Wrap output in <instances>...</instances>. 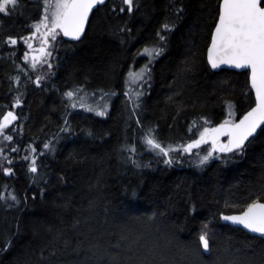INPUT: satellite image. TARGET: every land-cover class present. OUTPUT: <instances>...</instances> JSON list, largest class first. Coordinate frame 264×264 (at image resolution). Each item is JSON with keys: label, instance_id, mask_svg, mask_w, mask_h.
<instances>
[{"label": "trees", "instance_id": "obj_1", "mask_svg": "<svg viewBox=\"0 0 264 264\" xmlns=\"http://www.w3.org/2000/svg\"><path fill=\"white\" fill-rule=\"evenodd\" d=\"M41 2L20 0L10 15L0 14V120L7 111L18 117L5 130L13 140L0 141V192L14 190L20 200L15 206L0 201V249L15 233L0 251V264H250L264 240L220 224L219 215L240 213L258 197L264 202V125L244 154H218L202 167L177 154L167 165L141 140L152 128L165 146H178L197 138L199 126L235 121L253 107L246 72H213L206 61L219 0H135L139 8L132 14L109 11L121 0H107L92 12L80 40L58 36L50 43L53 68L38 87L42 69L24 63L23 42L4 41L29 35ZM176 7L183 9L179 19ZM125 21L131 31H118ZM173 21L167 42L155 45L156 33ZM154 45L163 52L149 67L130 118L124 76L148 64L141 52ZM76 86L117 95L104 116L68 115L63 93ZM17 97L21 104L13 107ZM193 121L197 128L189 131ZM46 142L51 150L42 147ZM133 144L136 153L123 147ZM29 146L37 148L34 179L22 159ZM5 157L14 170L8 178ZM204 225L210 252L199 245Z\"/></svg>", "mask_w": 264, "mask_h": 264}, {"label": "snow or ice", "instance_id": "obj_2", "mask_svg": "<svg viewBox=\"0 0 264 264\" xmlns=\"http://www.w3.org/2000/svg\"><path fill=\"white\" fill-rule=\"evenodd\" d=\"M106 0H42L38 5L42 9L37 19L31 25H28L29 35L13 37L8 36L4 41L7 45L15 46L18 40L26 45L27 50L23 53L22 59L26 65L32 70L37 68V65H47L49 69L53 65L49 62V57L52 53L48 50L50 43L57 40L58 36L69 37L72 40L78 41L82 33L85 31V24L89 19L90 13L94 9L99 10V7H106ZM18 7H20V0H0V14L10 15ZM139 8V4L135 0H121L120 5H112L109 8L111 12L132 14L134 10ZM183 9L176 7L177 19ZM175 22H165L162 29L156 33L158 40L155 45H160L161 42H167V33L175 28ZM34 29V30H33ZM118 31H131L127 28V21L124 22L123 28H118ZM211 42L207 49V61L212 69H219L221 65H229L236 69L249 70L250 87L255 92V107L248 111L238 122L224 120L216 127L199 126L197 122L193 121L190 125L189 131L197 128V138L190 139L186 143L179 144L176 148L171 145L165 146L154 133L152 128L147 129L141 137L143 145L146 150L156 153L159 156L165 157L163 162L171 165L177 155L192 154L194 149H199L201 145L210 144L211 147L206 150L203 156L196 154V166L202 167L214 156V154H232L236 156L244 154L246 150V142L250 141L257 132V129L264 125V0H219L213 17V26L210 32ZM33 40H38L40 47L35 49L33 47ZM153 46L152 48L145 47L143 53L148 57L154 59L163 52V47ZM35 53H38L35 54ZM31 55V59H30ZM151 64L149 59L148 64L145 65L139 72L129 70L125 84L128 86L137 85L139 82L145 80V77L150 78ZM19 67V66H18ZM185 70L190 71L191 66L186 65ZM52 75H55L53 72ZM44 76L38 75L35 83L41 84ZM15 79H19L16 77ZM30 79V77H29ZM82 91L80 86L68 90L63 93L70 101L72 108L77 107L75 97ZM106 96H115L116 92L111 91L105 94ZM126 97L123 103L129 111V117L136 114V110L140 107V98L144 95L136 87H129L123 92ZM21 100L17 97L13 107L19 106ZM130 105V107H128ZM230 106V105H229ZM79 107L85 108L83 102L79 103ZM108 107L105 104L102 108L97 110L91 106L86 108L87 111H96L97 115H106L105 109ZM231 116V112H229ZM17 114L13 111H7L0 120V136H3L5 141H12L13 136L5 134V130L11 131L10 126L17 121ZM204 125H208L209 120L201 117ZM67 123V121H66ZM137 124H141L139 119ZM202 128V130H200ZM66 131V128H62ZM91 134V133H89ZM226 137V140H221V137ZM30 147V154L24 156L22 159L28 161L27 172L33 174L30 179L35 178L38 173L37 162V148ZM126 151L136 153L137 148L133 145H124ZM44 149H50V145L45 143ZM19 149H13L18 151ZM0 149V153H2ZM9 166L3 167L2 171L5 175H13L14 170L12 161L5 157ZM131 163L136 167H141L135 159L128 157ZM7 189V185H5ZM264 192V187H262ZM134 194V193H133ZM10 200L15 206L19 204L15 191L0 192V201L7 202ZM221 219L229 221L234 225L242 226L250 233L259 234L260 238H264V202L261 198L252 199L243 211L236 215H224L221 213ZM15 233L8 237L5 241L4 247L0 251H7L11 246V240ZM199 245L203 252L211 251V243L208 232V225H204L198 237ZM199 255V249L197 250ZM250 264H264V249H261L259 254H255V259Z\"/></svg>", "mask_w": 264, "mask_h": 264}, {"label": "rangeland", "instance_id": "obj_3", "mask_svg": "<svg viewBox=\"0 0 264 264\" xmlns=\"http://www.w3.org/2000/svg\"><path fill=\"white\" fill-rule=\"evenodd\" d=\"M33 30H34V29H33ZM32 43H33V47H34L35 49H39L40 44H39V41H38V40H33ZM26 50H27V48H26V45H25V51H26ZM35 54L38 55V53H35ZM141 55H142L143 57L147 58L148 61H149V59H151V64L148 65L149 67L152 65V63H153V62L155 61V59H156V58L152 59V58L148 57L146 54L143 53V51L141 52ZM30 59H31V55H30ZM23 61H24V60H23ZM148 61H147V63H148ZM49 62L53 65V61H52V59H49ZM24 63H25V61H24ZM144 67H145V65L140 64L138 67H133V66H132V67H130V68L127 70V72H126V74H125V76H124V77H125V78H124V90H125V91L128 90L129 87H136V88H138V89L141 91V88L143 87V84H144L145 80L142 81V82H139L137 85H132V86H128V85H126V84H125V80L127 79V74H128V72H129L130 69L139 72V71H140L142 68H144ZM29 68H30V67H29ZM37 68H38V69H42V71H41L40 74H41V76H44V77H45L43 81H46V80H47V76H48L47 74L50 73V69L47 67V65H40V64L37 65ZM146 77H147V76H146ZM146 77H145V79H146ZM35 84H36V83H35ZM40 86H41V84L38 85V87H40ZM109 98H110V96H106L105 94L81 91V92L78 94V96L74 98V100L77 102V107H76V108H72V107L70 106V101H69L68 98L66 97V101H65L66 104L64 103V108H65V110L68 111V112H67L68 115H69V114H72V113H76V112H83V113H86V114H92V115H95V116H99V115H97L96 111H91V112H89V111L86 110V108H87L88 106H91V107L96 108L97 110H99V109L102 108L105 104H107L108 107L105 109V111H106V113H107L108 110H109ZM80 102H83V103L85 104V108H81V107H79V103H80ZM228 120H229V121H233V119H228ZM5 134H6V133H5ZM1 137H3V136H0V141L3 140ZM46 143L50 145V142H46ZM43 145H44V144H43ZM43 145H42V147H43ZM172 147H173V148H176L177 146H172ZM210 147H211L210 145H207L205 150H202V147H201V148H199V149L193 150V153H192V154H183V155H179V157H185V158L187 157L186 161L189 162V163H191L192 165H195V166H196V154L198 153L199 156H203V155L206 153V150L209 149ZM45 150H48V149H45ZM153 153H154V152H153ZM154 154H156V153H154ZM174 154H176V153H174ZM156 155H157V154H156ZM158 156H159V155H158ZM164 158H165V157H164ZM216 158H218V154H214V156H213L212 158H210L209 161H212V160H214V159H216ZM209 161H208V162H209ZM208 162H207V163H208ZM196 167H197V166H196ZM4 177H5V178H8L9 175L6 176V175L4 174Z\"/></svg>", "mask_w": 264, "mask_h": 264}, {"label": "water", "instance_id": "obj_4", "mask_svg": "<svg viewBox=\"0 0 264 264\" xmlns=\"http://www.w3.org/2000/svg\"><path fill=\"white\" fill-rule=\"evenodd\" d=\"M107 1V0H106ZM95 10V9H94ZM93 10V11H94ZM92 13H90V15H91ZM90 15H89V17H90ZM89 20V19H88ZM87 23H88V21L86 22V24H85V29H86V26H87ZM85 32V31H84ZM84 32L82 33V35H81V37L83 36V34H84ZM61 38L63 39V40H66V41H75V40H72L71 38H69V37H63V36H61ZM210 42H211V37H210V41H209V44H208V46L210 45ZM207 49H208V47H207ZM207 49H206V61H207ZM207 64H208V66H209V68L213 71V72H218V71H220V70H229V71H234V72H246L247 73V75H248V87H249V90H250V92H251V94H252V96H253V99H254V105H253V107L252 108H254L256 105H255V92H254V90H252L251 89V87H250V79H249V70H247V69H236V68H234V67H232V66H229V65H221V67L219 68V69H212L211 68V66H210V64L208 63V61H207ZM251 108V109H252ZM251 109H249L248 111H250ZM247 111V112H248ZM246 112V113H247ZM245 113V114H246ZM244 114V115H245ZM243 115V116H244ZM243 116H241L240 118H238L237 120H236V122H238ZM263 125H261V127H262ZM260 127V128H261ZM260 128H258L257 129V132L259 131V129ZM256 132V133H257ZM256 133L254 134V136L256 135ZM253 136V137H254ZM252 137H250V139H251ZM223 139H227L226 137H221V140H223ZM205 145H208V144H205ZM205 145H201V147L202 146H205ZM194 150H196V149H194ZM230 154V153H229ZM221 155H227V154H221ZM7 176V175H6ZM236 214H239V213H236ZM236 214H228V215H236ZM220 216L221 215H219V222H220V224H222V225H226V226H229V227H231V228H236V229H239V230H241L242 232H244L245 234H247V235H249V236H251V237H255V238H258V239H261V240H264V238H260L259 237V234H255V233H250V232H248L246 229H243V227L242 226H238V225H234V224H232L231 222H229V221H224L223 219H221L220 218Z\"/></svg>", "mask_w": 264, "mask_h": 264}, {"label": "bare ground", "instance_id": "obj_5", "mask_svg": "<svg viewBox=\"0 0 264 264\" xmlns=\"http://www.w3.org/2000/svg\"><path fill=\"white\" fill-rule=\"evenodd\" d=\"M22 15V14H21ZM125 78V77H124Z\"/></svg>", "mask_w": 264, "mask_h": 264}, {"label": "flooded vegetation", "instance_id": "obj_6", "mask_svg": "<svg viewBox=\"0 0 264 264\" xmlns=\"http://www.w3.org/2000/svg\"><path fill=\"white\" fill-rule=\"evenodd\" d=\"M55 42V41H54Z\"/></svg>", "mask_w": 264, "mask_h": 264}]
</instances>
